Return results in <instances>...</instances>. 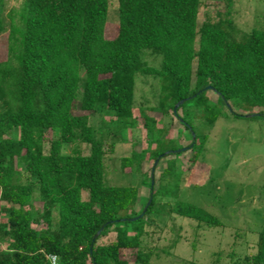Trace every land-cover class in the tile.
Here are the masks:
<instances>
[{
    "label": "trees",
    "instance_id": "16d2710c",
    "mask_svg": "<svg viewBox=\"0 0 264 264\" xmlns=\"http://www.w3.org/2000/svg\"><path fill=\"white\" fill-rule=\"evenodd\" d=\"M228 7L199 25L202 0H118V33L107 39L109 0H23L0 61V264H51V256L58 264H150L149 216L158 197L178 196L167 188L179 177L184 147L149 113L171 116L189 132L192 164L208 141L199 127L225 114L264 118V28L239 30ZM139 76L157 80L160 91L157 104L140 111L148 149L123 158L122 170L143 176L147 198L135 186L105 182L106 151L89 122L90 115L105 127L135 119ZM76 144L89 153L64 152ZM146 161L166 164L157 187L142 171ZM172 212L222 225L190 203L176 201ZM112 231L114 240L100 244ZM256 245L230 264H264V225Z\"/></svg>",
    "mask_w": 264,
    "mask_h": 264
},
{
    "label": "rangeland",
    "instance_id": "374dc122",
    "mask_svg": "<svg viewBox=\"0 0 264 264\" xmlns=\"http://www.w3.org/2000/svg\"><path fill=\"white\" fill-rule=\"evenodd\" d=\"M23 0H0V20L5 30L0 35V61L7 59V34L11 16L16 20L23 12ZM237 28L243 32L264 28V0H202L198 24L207 18L216 21L227 8ZM18 13V17L15 15ZM118 0H109L105 37L114 39L118 33ZM149 65L159 67V59L146 56ZM159 83L149 76H139L135 87V119L119 120L114 126L105 127L101 117L90 115L96 138L104 144V179L112 186H135L142 198L150 196L143 176L130 169L122 170V159L130 157L133 150L148 149L142 108L158 102ZM212 102L217 95L208 91ZM78 114L83 112L78 111ZM149 116L160 120L159 127L169 129L168 138L184 148L177 150L176 167L179 177L176 186L178 196L158 197L149 216L147 235L143 245L155 249L150 264H230L257 251V240L264 225V118H235L225 114L216 122L197 129L199 135H207L204 151L195 164L189 132L171 116L163 117L150 112ZM89 153L85 144L66 145L64 152ZM182 151V152H181ZM166 154L170 151L165 152ZM154 166V167H153ZM166 164L146 161L143 173H151L157 187ZM38 192L34 199L38 200ZM86 198V195L84 196ZM176 201L190 203L205 209L218 218L222 225L209 228L204 224L173 214ZM115 238L112 231L100 244H108ZM5 248V243H0ZM127 258L130 253H126Z\"/></svg>",
    "mask_w": 264,
    "mask_h": 264
},
{
    "label": "water",
    "instance_id": "95a60500",
    "mask_svg": "<svg viewBox=\"0 0 264 264\" xmlns=\"http://www.w3.org/2000/svg\"><path fill=\"white\" fill-rule=\"evenodd\" d=\"M184 102H185V100L180 101V102L175 106V111H176V109H177L180 105H182ZM246 117L249 118V117H251V115H246ZM152 185H153V178H152ZM150 202H151V200H149V202H148L147 205H149ZM145 210H146V208H145ZM145 210H144V211H145ZM137 219H139V217H138V218H135V219H133V220H137ZM99 234H100V232L96 235V237H97Z\"/></svg>",
    "mask_w": 264,
    "mask_h": 264
},
{
    "label": "built area",
    "instance_id": "2783aa9c",
    "mask_svg": "<svg viewBox=\"0 0 264 264\" xmlns=\"http://www.w3.org/2000/svg\"><path fill=\"white\" fill-rule=\"evenodd\" d=\"M50 261H51V264H58L57 257H55V256H51Z\"/></svg>",
    "mask_w": 264,
    "mask_h": 264
}]
</instances>
